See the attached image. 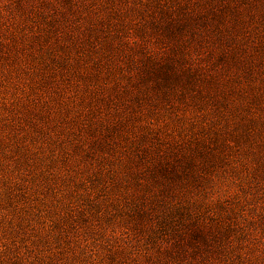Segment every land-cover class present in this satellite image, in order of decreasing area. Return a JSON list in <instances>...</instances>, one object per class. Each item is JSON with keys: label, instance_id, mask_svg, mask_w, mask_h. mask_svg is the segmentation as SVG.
<instances>
[{"label": "rangeland", "instance_id": "374dc122", "mask_svg": "<svg viewBox=\"0 0 264 264\" xmlns=\"http://www.w3.org/2000/svg\"><path fill=\"white\" fill-rule=\"evenodd\" d=\"M0 264H264V0H0Z\"/></svg>", "mask_w": 264, "mask_h": 264}]
</instances>
